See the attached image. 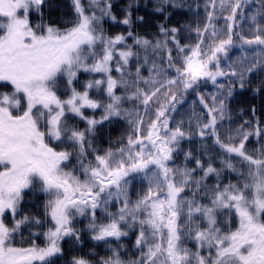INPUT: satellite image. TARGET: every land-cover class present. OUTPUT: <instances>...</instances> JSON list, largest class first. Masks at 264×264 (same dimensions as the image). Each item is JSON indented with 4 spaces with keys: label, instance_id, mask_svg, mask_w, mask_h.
<instances>
[{
    "label": "snow or ice",
    "instance_id": "obj_1",
    "mask_svg": "<svg viewBox=\"0 0 264 264\" xmlns=\"http://www.w3.org/2000/svg\"><path fill=\"white\" fill-rule=\"evenodd\" d=\"M260 3L264 5V0ZM72 4L75 17L71 27L60 28L45 19L48 0H0V264H52L49 258L61 251L58 242L63 237L80 239L71 219L84 215L86 208L92 210L89 228L97 241L109 237L120 240L128 235L126 229L140 225L136 238L140 258L132 264H264V150L259 156L249 154L245 144L253 132L243 129L237 130L236 139L221 140L217 120L224 118L223 99L213 96L209 108L200 97V103L209 108L210 119L200 127L199 135L215 137L223 152V168L238 174L237 183H223V168L213 167L211 159L204 163L191 152L185 155L186 160L193 161L191 168L174 169L167 163L186 133L179 124L169 129L166 113L174 111L173 102L178 101L166 84L187 91L205 79L222 88L217 78L230 76L237 79L231 82L228 96L236 83L241 89L245 87V72L252 68L238 73L228 65L224 71L218 55L227 57V46L233 43L232 26H228L227 39L218 43L213 29L212 42L206 49L202 47L203 32L208 26L203 31L198 28L199 43L187 52L176 39L178 29L168 32L162 28L184 53L182 66L176 67L169 50V67L175 68L176 77L165 84L155 79L161 73L154 60L149 78L142 75L141 69L150 62L148 50L155 53L167 44H152L134 36L131 4L119 21L127 26L126 36H107L103 31L105 18L116 22L111 0H87V4L72 0ZM241 6L242 0H236L226 19H234ZM252 20L256 21L255 15ZM129 37L137 50L128 44ZM244 42L264 45V36L258 33ZM81 73L88 74L83 81ZM145 84L153 85V90L143 88ZM118 88L125 93L135 90L130 95H118ZM162 88L167 103L159 105L143 138L129 137L128 145L118 152L96 154L95 162L85 163L86 148L94 150L91 137L97 125L122 116L126 99L140 100L147 112L150 101ZM168 104L173 107L169 109ZM97 109L102 110L99 120L86 112L95 114ZM137 120L143 124L142 117L137 116ZM80 121L85 124L84 130L77 126ZM135 131L139 133L140 127ZM254 134L261 136L258 125ZM67 148L78 152L83 181L65 171L72 158ZM233 156L241 158L246 167L238 169ZM133 173H144L151 179L147 193L131 204L127 188ZM210 177L214 184L208 183ZM26 190H38L48 197L45 211L54 227L45 234L47 247L15 244V233L29 219H17ZM121 197L124 199L118 216L109 214V223L97 224L95 210L101 203L107 206ZM6 214L12 218L11 226L5 223ZM182 240L191 241L196 251L184 247ZM74 264L88 261L78 259ZM104 264L124 262L116 252Z\"/></svg>",
    "mask_w": 264,
    "mask_h": 264
},
{
    "label": "trees",
    "instance_id": "obj_2",
    "mask_svg": "<svg viewBox=\"0 0 264 264\" xmlns=\"http://www.w3.org/2000/svg\"><path fill=\"white\" fill-rule=\"evenodd\" d=\"M111 2L116 22L108 18L104 19L102 28L105 35H127V26L119 23V21L124 18L125 10L131 4L133 19L131 31L134 36L147 39L152 44L157 42L162 45L167 44V47H162L155 53L152 49L148 50L147 55L150 62L141 69L145 79L150 76L149 69L152 67L151 61L153 60L156 61L157 70L161 73V75L155 76L156 80L166 84L168 79L176 77L175 68L169 67V50H171L172 62L176 67H181L184 62V53L178 51L175 41L172 40L171 36H165V33L161 31L162 28L168 32L173 28L178 29L175 34L176 39L187 52L189 48L195 47L199 43L196 31L198 28L203 31L205 26H208V31L203 32L204 44L202 47L206 49L212 42L211 32L213 29L217 33L216 42L218 43L220 39H227L228 26L231 25L233 43L227 46V57L223 53L218 54L221 68L227 71L228 65H231L232 69L238 73L247 68H252L251 72H245V87L241 89L239 83H236L231 96H228L227 92L232 87L231 82L237 79L236 77H218L217 84H223L222 88L214 85L211 80L205 79L199 80L194 88L187 91L182 86H168L166 84V87H171L178 101L173 102L175 110L166 113L169 118V129H174L179 124L186 133V137L181 139L179 146L172 152V159L167 162L168 166L174 169L193 167V161L185 159V155L191 152L193 156L199 157L202 162L207 163L211 159L213 167L223 168L221 163L223 152L215 143V137L206 135L202 138L199 135L200 127L210 119L208 110L213 105V96L217 97V100H224V118L217 120V130L221 140L227 142L229 137L236 139L238 129L251 131L253 135L249 136L245 148L249 154L259 156L261 150H264V45L246 44L244 41L253 39L258 33L264 36V5L260 3V0H242V6L237 9L234 19H226V17L231 15L232 5L236 3V0H214V3L212 0H167V2L165 0H111ZM84 3L87 4V0H84ZM48 4L49 7L44 10L46 21L52 22L60 28L71 27L75 17L72 0H48ZM158 6L161 7L159 11H157ZM209 14H211V21H209ZM253 15L256 16L255 22L252 20ZM33 19L35 20L36 17ZM128 44L133 45L132 37L128 38ZM137 47L133 45L134 51L137 50ZM140 51V60L143 63L144 53L142 49ZM253 65L255 66L253 67ZM131 67L132 72L135 73V67ZM114 75L119 76V74ZM80 78L85 80L87 75L82 73ZM142 87L148 91L153 90L151 84H145ZM134 90L130 89L125 93L123 88H118L117 94L130 95ZM201 96L204 97L209 108H205L200 103ZM162 103H167L164 88L150 101L147 112H145V106L140 100L126 99L122 107V116L112 117L110 120L97 125L96 131L91 137L94 150L86 148L85 163L95 162L96 154L104 155L108 151L118 152V149L128 145L129 137L133 139L137 136L143 138L146 135L149 121L155 120V113ZM173 104H168L169 109L173 107ZM137 116L143 118L142 125L138 124ZM257 125L261 131L260 137L254 134ZM77 126L84 130L85 124L80 121ZM137 127L141 129L139 133L135 131ZM66 150L72 152V158L69 162L70 166L65 170H72L73 166L76 165L78 152L71 148ZM231 159L238 169L246 167L241 158L233 156ZM221 176L223 183H237L239 179L237 173L226 168H223ZM208 183L214 184V178L210 177ZM149 187L148 181L135 180L128 196L130 203L134 204L141 199ZM123 199L121 197L119 201L114 200L108 205L106 211H102L100 205L95 210L96 223H109L110 219L106 213H117L122 206ZM47 203L48 197L45 193L38 190L25 191L17 219L23 216H27L29 219L21 224L20 229L15 234L17 247L48 246L45 234L54 227V224L50 216L46 214ZM90 211L92 212L91 209ZM92 219V214L85 211L82 217L78 216L71 220V226L80 239L77 241L75 237H63L58 242L61 251L49 258L52 264H74V261L78 259H84L88 261V264H104L106 260L113 259L116 252L119 253L124 264H132L133 261L140 258L139 249L136 247V238L140 230L139 224L135 226V230L126 229L129 230L128 235L121 237L120 240L109 237L106 238V241H97L92 239L93 233L89 228ZM37 220L39 223H36ZM11 222V216L6 214L5 223L11 226ZM182 243L184 247L196 250L191 241H183ZM34 264H41V262L35 261Z\"/></svg>",
    "mask_w": 264,
    "mask_h": 264
},
{
    "label": "rangeland",
    "instance_id": "obj_3",
    "mask_svg": "<svg viewBox=\"0 0 264 264\" xmlns=\"http://www.w3.org/2000/svg\"><path fill=\"white\" fill-rule=\"evenodd\" d=\"M81 74H82V73H81ZM84 74H85V73H84ZM86 75H87V77H88V74H86ZM96 75H98V74H96ZM82 81H83V80H82ZM104 99L106 100L107 97H104ZM87 111H88V114H89L90 116L94 115V118H95L96 116H100V117H96L95 119H97V120L101 119V112H102L101 109H97V110H96L97 115H96V113L93 114V113L91 112V110H86V112H87ZM104 122H105V121H104ZM145 143L147 144L148 142L145 141ZM149 147H151V146L149 145ZM146 151H147V149H146ZM152 167H153V166H150V171H151ZM65 171L73 172L76 176H78V177L81 179V181H83L84 178H85L84 175H83L82 170H81L80 167H79V162L77 161V159H76V165L73 166V169H72V170H65ZM128 179L130 180V183H129L128 188H127V198H128L129 193H130V191H131L132 184L134 183L135 180H138V181H148V182L150 183V179H151V177H150V176H149V177H145L144 173H133V174H130V175H129ZM103 195H106V193L103 194ZM114 200H115V199H113L108 205H110ZM108 205L105 206L103 203H101L102 211H106L105 208H107ZM86 211L92 213V212L90 211V208H86ZM109 214H110V213H106L107 217L110 219V215H109ZM118 214H119V211H118L117 213H115V214H111V215L118 216ZM78 216H79V217H82L83 215H79V214L74 215V216L72 217L71 220L76 219V217H78ZM23 224H24V223H23ZM53 224H54V223H53ZM129 229L132 230L131 228H129ZM134 230H135V229H134ZM128 231H129V230H128ZM15 234H16V233H15ZM183 241L189 242V241H187V240H183ZM183 241H182V242H183ZM15 243H16V242H15ZM182 244H183V243H182ZM36 246L39 247L38 245H36ZM185 247H186V246H185ZM190 249H191L192 251H196V250H193L192 248H190Z\"/></svg>",
    "mask_w": 264,
    "mask_h": 264
}]
</instances>
